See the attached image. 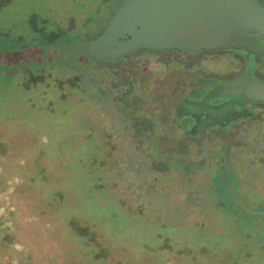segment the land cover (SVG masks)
Listing matches in <instances>:
<instances>
[{
	"label": "rangeland",
	"instance_id": "rangeland-1",
	"mask_svg": "<svg viewBox=\"0 0 264 264\" xmlns=\"http://www.w3.org/2000/svg\"><path fill=\"white\" fill-rule=\"evenodd\" d=\"M122 1L0 0V220L8 222V231L14 234L15 244L17 241L13 246L0 243V264H15L22 258L28 264H85L86 260L101 264V259L95 261L84 248L81 252L74 248L92 232L99 235V242L111 245L108 263L157 264L156 259L163 256L159 264H264V248L259 244L264 243V101L257 100L255 115L245 121L239 118L250 116L248 110L220 113L218 117L225 115L216 120L225 123L212 121L199 129L211 131L214 141H197L196 150L195 144L178 149L198 161L207 143L217 149L221 142L217 140L224 137L233 149L234 166L224 153L223 170L215 161L202 167L187 164L185 168L195 169L184 174L168 168L183 163L165 159L145 168L153 156L150 141L132 136L125 117L116 115L113 106L120 101L128 113L132 108H127L126 102H135L139 118L162 116L161 109H151L165 99L179 97L173 76L166 82L155 72L145 79L143 73L152 66L151 60L139 61L134 54L127 56L129 53L118 59L82 63L74 54L77 50L58 44L63 38L46 35V42L54 43L47 45L30 31L29 19L40 23L47 18L49 26L57 19L61 26L70 25V39L86 29L98 34ZM86 17L92 20L86 22ZM8 27L6 36L3 31ZM17 34L21 38H14ZM24 43L29 47L21 48ZM181 56L193 62L187 67L197 73L204 72L203 67L216 69V64L200 53ZM253 65L219 62L221 70L233 69L228 89L241 85L238 70ZM260 68L264 70V63ZM182 70L179 66L174 74L179 72L184 78ZM116 76H126L127 84L118 83ZM209 92L198 87L197 94L187 95L198 101L200 94ZM216 99L220 105L232 106L237 98L223 104L221 97ZM160 143L167 148V140ZM184 143L192 141L179 142V146ZM237 174L248 180L244 188L238 186L242 177ZM230 183L255 214L234 202ZM58 192L62 193L56 196ZM215 202L220 203V212L213 207ZM4 230L0 229V238ZM158 233L168 235L165 244ZM247 233L250 237L242 239ZM138 239L162 246L157 252L146 250L135 257L141 253L142 244L133 242ZM95 246L102 248L99 243ZM246 246L251 249L250 256Z\"/></svg>",
	"mask_w": 264,
	"mask_h": 264
},
{
	"label": "flooded vegetation",
	"instance_id": "flooded-vegetation-1",
	"mask_svg": "<svg viewBox=\"0 0 264 264\" xmlns=\"http://www.w3.org/2000/svg\"><path fill=\"white\" fill-rule=\"evenodd\" d=\"M251 2H253V4L255 5L254 8L255 11L264 17V0H251ZM233 12L237 14V16H233L227 19V26L223 30V32H221V35L216 40V42L218 40L219 41L224 40L231 44L241 46L240 51L228 47L226 48L214 47L207 49L205 48V49H199L193 51L194 53L202 54L203 57H205V59L211 61V63L213 64H216V69L210 70L203 67L204 72H202L201 70L200 73H197V71L192 70L191 67H187V65L189 66L194 65L193 62L181 56V54H183V56H186L191 52H183L177 49H156L152 47H137L127 52L129 54L127 53L123 54V55L127 54V56L134 54V56H136V60L139 61L147 60V59L151 60L152 66H148L146 68L147 70L145 69V72L144 73L142 72L143 77L145 79H149L150 76H148V74L150 73L154 74L155 72H158L163 75L162 79L168 82L169 80L167 79V77L173 76L172 78H174L173 85H174L175 93L179 94V97L174 101L165 99L164 102L166 104L161 103L159 106H156L155 103L153 102L148 103L150 105H153L154 107L156 106L155 108L151 109L152 110L151 112H156L155 111L156 109L158 110L161 109L160 113L162 114V116L152 115L153 116L152 119L143 116L139 118L140 112L135 109L134 107L135 106L134 104H136L135 102H126V107L132 108L127 113L126 110L122 109L121 106L122 102L115 101L116 107L115 105L113 106V108L115 109V114L120 115L121 118L125 117L127 131H129L132 136L136 137V139L145 138L147 142L150 141L151 143V146L153 148L152 161L147 162L144 165L145 168H149L148 167L149 163L154 164L155 161H162L165 159V162L172 160L175 162L183 163L184 166L177 167L175 164L173 167H168V168H174L181 173L183 172L184 174H188L191 173L192 169L195 168L191 166L185 168L186 167L185 165L187 164H191L192 166H194L196 164L199 165V163L202 162L203 164H201V167L204 164L205 165L211 164L208 163V158H206V152L201 159L195 161L192 157L190 158L185 153L182 154L181 150L178 152V149H187L188 146L192 147V145L194 146L195 144V150H196L197 141L208 142L214 140L215 137L211 131L201 132L200 128L207 127V125L210 122L217 121L216 120L217 118H223L225 114L221 117H218V115L220 113H225L226 110L228 112L231 109L248 110L249 113H251L250 116L239 118L243 121H245L246 119H252L253 116L255 115L253 111L255 110L256 107H258V101L244 96L243 90L246 86L264 84V76H263L264 70L260 68L261 64L264 63V34L261 33L259 29V25L250 16L241 13L236 9L233 10ZM137 50L139 51L136 53L135 51ZM221 61L230 62V64L232 65L233 64L235 65L236 61H240L243 62V65H246L248 67L249 64L251 63L252 65L254 64L253 67L249 70H247V68L238 70L240 72L238 73L237 76L242 78L241 79L242 83L240 86L238 85V89L235 88L232 90L238 94V97H234L237 98L236 103L232 104V106L230 105L223 106L220 104L218 105L208 104L205 100H202V97L204 95L203 93V95L202 94L199 95L200 97L198 96V101H196L194 104H190L191 102H189V99L191 97L187 95V92H189L192 96L194 93H196L198 87L200 89L205 88V92L212 91L213 93H221L231 90L228 89V86L231 83L229 73L233 71V69L231 70L230 68H228L229 69L228 71H226V69L221 70L219 68V62ZM179 66L183 68L181 72L184 73L185 76L184 78H181L182 74L179 72L174 74L175 73L174 70H177V67ZM216 70H220V72L218 73V71ZM235 84L237 85V83ZM183 93L185 94L182 95ZM228 100H230L228 97L223 99L222 104ZM123 110L126 112H124ZM185 116L187 118H185ZM217 122L225 123V121H217ZM156 125L158 127V132L156 130L157 127H155ZM197 135L198 137H196ZM161 140L168 141V144L164 145L167 148H162L163 145L160 143ZM221 140H225L224 137H222ZM183 141H192V143L190 144L184 143L183 146H179V142H183ZM151 167L152 169L160 172L165 170L155 166H151ZM237 175L239 178L242 177V181L239 180L237 182L238 186L242 188H244L245 185L247 186L248 180L247 182H245L243 180L244 178L243 176H241L240 174ZM205 188H212V187L207 186ZM255 213H251V214H255ZM175 215H176L175 218H178V214ZM258 215L261 214L258 213ZM244 250L248 251L249 253L248 256H250L251 249L245 247ZM244 250H242V252ZM248 256H244V258ZM142 262L145 261L143 260Z\"/></svg>",
	"mask_w": 264,
	"mask_h": 264
},
{
	"label": "water",
	"instance_id": "water-1",
	"mask_svg": "<svg viewBox=\"0 0 264 264\" xmlns=\"http://www.w3.org/2000/svg\"><path fill=\"white\" fill-rule=\"evenodd\" d=\"M251 0H124L113 12L104 29L94 38L72 45L79 61L90 59H118L137 47L177 49L193 52L207 48H232L241 46L227 41H217L227 26V19L237 16L233 10L250 16L264 34V17L255 11ZM235 89V88H234ZM238 89V88H236ZM233 90V89H232ZM213 93L203 96L208 104L218 105L216 98L233 99L234 91ZM243 95L264 101V84L246 86ZM196 102V100H189ZM234 202L248 213L229 184Z\"/></svg>",
	"mask_w": 264,
	"mask_h": 264
},
{
	"label": "trees",
	"instance_id": "trees-1",
	"mask_svg": "<svg viewBox=\"0 0 264 264\" xmlns=\"http://www.w3.org/2000/svg\"><path fill=\"white\" fill-rule=\"evenodd\" d=\"M3 1H6V0H3ZM98 9L100 10L99 7H98ZM93 10H97V7L94 6L93 7ZM112 14H113V12L110 15H112ZM30 15H31V17H34V14L33 13L30 14ZM85 20L87 22L88 20H92V19L90 17H86ZM70 21L71 20H69V24H70ZM29 22L31 23V25H30L31 26L30 31L31 30L33 31V36H35L36 38L37 37H42L41 40L44 43H46L47 45H51V44H54V43H52V42H51V44L49 42L47 43L46 42L47 39L44 38V36H46V35H48V37L51 36L50 39H55V38H58V37L60 39L63 38V39H61V42H59L58 44L64 46L65 48L71 47L72 50H73V47H72L73 44L78 43V42H81V41L90 40V39L94 38L95 36H97L99 34V33L98 34H95L93 32H92L93 33L92 34L91 32L88 31V29H86V30H84L82 32L77 31V33L75 34V37L70 39L69 38L70 36L68 35L69 34L68 32L72 29L71 26L70 25L61 26L58 19L57 20H54L53 23H52V25H50V26L48 25L49 22H48L47 18H42L40 23L37 22V21H35L34 19L33 20L29 19ZM4 30H5V31H3V32H5L4 35H6V36L9 35L6 32H8L10 30V28L9 27L8 28H4ZM93 35H95V36H93ZM21 36L22 35H18L17 34V36H14V38H17V37H20L21 38ZM20 47L21 48H27V47H29V44L28 43H24V44H21ZM74 54H76V53L74 52ZM125 58L123 60H125ZM70 69H72V68H70ZM111 70H112V68H111ZM116 77H117L118 83L120 82L123 85H126L127 84L125 82V79H127L126 76H124V77L123 76H116ZM113 88H115V87H113ZM212 141H214V140H211V141H208V142H212ZM218 141H221V142H220V145L218 146L217 149L212 148L213 146H210L209 143H207L204 146L203 150H202V151L208 152V154L206 153V158H208V163L214 164V162L216 161L218 163V165H219L218 166L219 169L223 170V167L225 166V163L224 162L222 163V160H223L224 153H226L227 155L230 156V160H231L230 162L232 163V166H234V161H233V159H231V153H230V152L233 151V149L229 145L228 139H226V140H217V142ZM208 147L211 148V149H209ZM216 147H217V145H216ZM207 149H209V150H207ZM201 164H203V163L200 162L198 167H201ZM38 173H39V171L36 170V172H35L34 175L37 176ZM34 175H33V177H34ZM43 179L44 178H42V180ZM229 182H231V181L230 180H227V183H229ZM59 193H62V192H58L56 196H58ZM53 194L55 195L56 193L53 192ZM216 203H218V202L213 203L214 204L213 207L217 211H219L221 205H220V203H218V205ZM72 218H74V217H72ZM232 220H233V222H235L234 219H232ZM81 224L82 225H86L88 227L87 229H89L91 231H95V230H92L90 228V225L84 224L83 222H81ZM3 227H4L5 230L3 231V234L1 235L0 243L2 242L5 245L8 244V245H12L13 246L15 244L14 234L12 235V234H10L11 232L8 231V229L10 228V225L8 224V222L1 219L0 220V229L3 230ZM199 229H202V228H199ZM78 232H79V234H81V231L78 230ZM98 236L99 235L97 233L92 232V234H89V235H86V236L82 237L83 243L80 244V245L75 244L74 245L75 250L78 251V252H81L82 251V248H84V250L85 251H88V254H90L89 256H91L95 261L97 259H101L102 260V263L101 264H123V262H121V260L120 261L115 260L116 263L115 262L108 263L106 261L107 258H108V255L110 253V250H111V245L108 246V245H105V244H102L101 242H99L98 241ZM161 236L163 237L162 243L165 244V242H164L165 241L164 236H167L168 237V235L167 234L161 235V234L158 233L157 237L160 238ZM249 237H250L249 233H247L245 235H241V238L242 239L243 238L244 239H247ZM125 241H129V239L128 240H123L122 241V244L125 243ZM133 242H135L136 244H142L141 245V248L139 250L141 253L139 255H135V257L141 256L146 250H148V251H154V252L156 251L157 252L158 249L161 248V246H162V245H160V247H158L159 243H156L154 245L152 244V246H150V245H148V242H145V239H138V240H134ZM159 242H160V240H159ZM98 243L102 245V248L95 246V244H98ZM259 244H260V246L262 248H264V243H259ZM15 245H17V241H16V244ZM130 245H131V243H130ZM203 245H205L207 247L206 244L203 243ZM86 246H88V248H85ZM124 247L125 246L122 245V249H125L126 248V247L125 248ZM229 247H231V246H229ZM106 248H107V251L108 252L107 251L104 252L105 251L104 249H106ZM231 248H233V247H231ZM244 249H245V247H244ZM241 251H240V253H241ZM235 252H237V251H235ZM240 253H239V256H240ZM235 254H237V253H235ZM133 255H134V253H133ZM236 259H238V258H236ZM161 260H164L163 259V256H161V258H159V259H156L157 264H159ZM15 264H28V260L25 259V258H22V259L17 260V262H15ZM85 264H89V262L86 260V263Z\"/></svg>",
	"mask_w": 264,
	"mask_h": 264
}]
</instances>
